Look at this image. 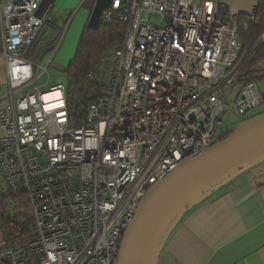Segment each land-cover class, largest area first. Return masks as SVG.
Returning a JSON list of instances; mask_svg holds the SVG:
<instances>
[{
    "label": "built area",
    "instance_id": "built-area-1",
    "mask_svg": "<svg viewBox=\"0 0 264 264\" xmlns=\"http://www.w3.org/2000/svg\"><path fill=\"white\" fill-rule=\"evenodd\" d=\"M44 1L0 2L9 87L0 195L16 212L1 213L12 227L0 231V264H119L152 187L235 133L223 129L227 114L244 119L264 105V60L249 67L264 28L244 44L219 0H111L101 23L117 20L124 36L106 48L90 77L98 92L76 113L67 87H34L48 70L36 75L27 59L50 22Z\"/></svg>",
    "mask_w": 264,
    "mask_h": 264
},
{
    "label": "crops",
    "instance_id": "crops-1",
    "mask_svg": "<svg viewBox=\"0 0 264 264\" xmlns=\"http://www.w3.org/2000/svg\"><path fill=\"white\" fill-rule=\"evenodd\" d=\"M17 1L0 0L1 3ZM94 1L51 2L50 23L43 28L27 59L37 62L38 55L52 50L62 34L70 33L71 29L74 35L81 31L86 19L83 9L90 7L92 12ZM219 2L229 16H237L252 15L259 0ZM8 93L7 67L0 55V109L8 105ZM164 233L152 264H264V159L197 194Z\"/></svg>",
    "mask_w": 264,
    "mask_h": 264
},
{
    "label": "water",
    "instance_id": "water-1",
    "mask_svg": "<svg viewBox=\"0 0 264 264\" xmlns=\"http://www.w3.org/2000/svg\"><path fill=\"white\" fill-rule=\"evenodd\" d=\"M54 0H45L48 8ZM111 0H96L88 28L97 30ZM257 8L252 15H255ZM264 159V120L192 155L157 182L139 206L121 245L119 264H152L155 241L171 210L186 195ZM216 179L215 181H213Z\"/></svg>",
    "mask_w": 264,
    "mask_h": 264
},
{
    "label": "trees",
    "instance_id": "trees-1",
    "mask_svg": "<svg viewBox=\"0 0 264 264\" xmlns=\"http://www.w3.org/2000/svg\"><path fill=\"white\" fill-rule=\"evenodd\" d=\"M95 3V1H94ZM93 10V9H92ZM237 30L240 39L247 44L252 37L264 28V0H259L255 15L240 14L236 16ZM50 23V22H49ZM48 24V23H47ZM46 24V25H47ZM41 34V33H40ZM124 36V27L117 20L110 24L101 23L97 30L85 28L75 58L70 66L65 70L69 79L68 95L69 106L73 112H80L84 107L92 103L97 87L91 82V73L96 68L103 57L107 47L116 45ZM251 36L250 39H248ZM51 49L38 55L37 61H42ZM264 60V45L260 46L254 61L249 67H253ZM228 134L225 135V138ZM6 203V198L0 195L1 206ZM27 215H23L21 220L30 222V211L28 206H24ZM12 227L10 219L2 226L3 233L7 237L8 231Z\"/></svg>",
    "mask_w": 264,
    "mask_h": 264
},
{
    "label": "rangeland",
    "instance_id": "rangeland-1",
    "mask_svg": "<svg viewBox=\"0 0 264 264\" xmlns=\"http://www.w3.org/2000/svg\"><path fill=\"white\" fill-rule=\"evenodd\" d=\"M84 14H82L86 19L83 25V28L81 31H79L77 34L74 35V29H71L70 33L68 32L66 35L62 34L61 38H58V41H55L53 44V49L47 53L45 58L42 61H35V73L36 75H40L42 72V68L47 67L48 70L47 72L43 73V75L38 78V80L35 82L34 87H41L42 91H46L51 87L58 86L62 84L63 86L67 87L69 84V79L65 73V70L70 66L71 62L76 56L77 49L82 37V33L84 29L88 26L89 19L91 16V9L90 7H85L84 9ZM260 33L258 32L256 34L259 35ZM48 37V36H47ZM54 38V37H52ZM251 36L248 38L250 39ZM253 38V37H252ZM50 40V39H49ZM54 58V60H53ZM53 60V61H52ZM259 87L264 95V78L259 81ZM264 120V105L251 111L248 113V115L244 119H240L239 117L233 116L231 114H227L224 117L223 121V129L226 130H231V131H241L247 128L249 125H253L256 122L260 120ZM0 131V135H1ZM218 179L217 181H219ZM215 181V182H217ZM215 182H211L210 185H213ZM0 183H1V177H0ZM209 185V186H210ZM3 188L4 192H6V188L3 186H0ZM208 187V186H207ZM205 188H200L196 192H194L191 197H188L185 199L183 203L179 207L175 209L171 217L167 220L165 225L162 227L156 241H155V247L154 251L157 247L158 242L160 241L161 237L165 234L164 232L171 226L173 223L175 217L181 213V211L184 209L185 205L193 199L197 194L201 193ZM6 196V195H5ZM12 201H8V207L5 208V203L1 206L0 204V231L2 230V226L4 225V222L7 219H3L1 216L2 212L8 211V216L11 217L12 220L15 219V208L13 206ZM24 215H27V212H24ZM153 251V254H154Z\"/></svg>",
    "mask_w": 264,
    "mask_h": 264
},
{
    "label": "bare ground",
    "instance_id": "bare-ground-1",
    "mask_svg": "<svg viewBox=\"0 0 264 264\" xmlns=\"http://www.w3.org/2000/svg\"><path fill=\"white\" fill-rule=\"evenodd\" d=\"M61 98V94L59 93V92H57V91H54V92H51V93H49L46 97H45V99L49 102V103H51L52 105H55L56 104V102L59 100ZM216 179H214L213 181H215ZM207 185L208 184H206L205 186H202L201 188H205V187H207ZM194 192H192V193H189L188 195H186V196H184L176 205H175V207L171 210V213H170V215H169V217L165 220V222L163 223V225H162V227L165 225V223L167 222V220L171 217V215L173 214V212L175 211V209L177 208V207H179L180 205H181V203H183L184 201H185V199L186 198H188V197H191V195L193 194ZM162 227H161V229H162Z\"/></svg>",
    "mask_w": 264,
    "mask_h": 264
}]
</instances>
